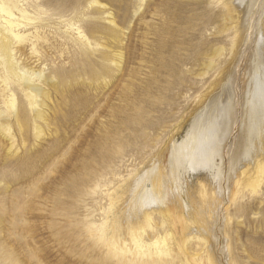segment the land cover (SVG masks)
<instances>
[{"label": "rangeland", "instance_id": "1", "mask_svg": "<svg viewBox=\"0 0 264 264\" xmlns=\"http://www.w3.org/2000/svg\"><path fill=\"white\" fill-rule=\"evenodd\" d=\"M19 1L31 16L24 32L37 37L33 48L30 35L15 43L14 61L53 86L43 85L50 121L40 137L30 119L26 130L10 123L13 144L0 134V264H264V160L223 192L205 169L180 167L178 192L165 182L166 210L139 222L137 236L120 223L135 178L233 93L237 117L214 159L227 174L256 56L264 79V0ZM103 47L121 58L106 83L95 77Z\"/></svg>", "mask_w": 264, "mask_h": 264}, {"label": "bare ground", "instance_id": "2", "mask_svg": "<svg viewBox=\"0 0 264 264\" xmlns=\"http://www.w3.org/2000/svg\"><path fill=\"white\" fill-rule=\"evenodd\" d=\"M255 1L250 0V2H248V5L250 4L249 7H251ZM101 9H103V7ZM26 12L27 11L24 5L21 4L19 0H0V134L4 136L7 135L9 137L7 139H11V144H13L14 137L10 130V123L15 124V126L19 128H24L26 125L29 126L28 123L30 119L32 128L34 130V135L36 137H40L43 134V127L49 126L48 121H50L48 120L49 92L43 85L50 84L53 86V81L48 78L49 76H45L42 73V70L28 69L16 64L13 57L15 54V43L17 41H20L24 37H29L30 39L31 36L32 40L30 41L33 48L35 38L37 37L36 31L34 35H31L30 32H24L31 17L27 16L28 14ZM103 14L105 13H102V16ZM110 21L111 23L115 22L111 19ZM110 27L107 29L105 26L107 29V31H105L108 35H110L113 30L110 29ZM76 30L75 38H81L85 36L84 33L79 30V27L76 28ZM114 30H116L115 27ZM247 32L248 30H244L243 33H241L239 41L243 42L244 38L247 36ZM110 36H112V34ZM82 42L83 41H81V43ZM114 51H112V49L110 50L109 48L103 47L99 53L101 64H99L100 70L98 72L96 71L97 74L95 73V77L98 80L102 79L104 83L107 82L105 79L106 77L114 76L115 74L121 72V60H119L121 59L120 53H116V51ZM242 55L243 50H239L237 52V57L240 59ZM252 62L254 63L255 67H257L255 69L257 73L250 78L251 89L248 90L247 96L243 98L242 104L240 103L242 106L241 118L243 126L240 136L242 139H244L242 141L240 138L239 140L237 139L238 141L233 142L232 146L227 152V154H229V169H227V174H225L226 172L224 173L223 166L220 163H216V160L214 161V159L217 155L220 156L221 154L228 125L235 122L237 117V105H239L241 99H239V97L233 93L228 94V97L225 99V101L221 102V105L219 104L221 109H219L215 115H212V119L209 124L201 118L193 121L186 138L179 144L173 143L171 145L170 151L166 155L163 162L158 163V165L153 163L149 169L142 171V173H140L135 178L133 184L129 186L128 190L126 191L128 192L129 199L127 201L128 204L125 211L123 209V216H121L122 222L120 221V223L126 227L124 228L126 229V232L137 236L140 233V226L137 225L139 222H142V220H148L153 210H166V197L169 196L170 198V196L173 194L171 192L169 193V191H166L165 182L167 183L168 181L170 182L172 180L174 183V190L175 192H178L180 182L182 181V176L180 175L181 170H179L180 167L190 166L191 168L200 167L205 169L213 179L218 180V188L220 192L225 190V185L227 186L231 175H233L235 172H237L239 175L245 176L252 172H256L261 168V162L264 160V79L262 78V72L260 68L258 69L260 60H258L257 56L252 60ZM227 83L225 84V87H228L229 89L230 83L229 81ZM12 85H15L18 89L17 91H20L22 94L26 104L25 107L23 106L24 108H22L20 105V107H16L15 93L13 92ZM20 96L18 95L17 98H20ZM18 101H21V99ZM19 104L23 105L22 103ZM222 107L226 108L222 109ZM27 108L30 110L31 114L30 118L27 117L28 120L25 118L27 114ZM213 124L217 125L216 129L213 128ZM24 130L26 129L24 128ZM18 133H20V131ZM24 136L26 137V135ZM125 137L126 125L125 130L121 135L122 139H125ZM186 151L187 153H185ZM163 167L166 170V174H164V171L160 170ZM147 182L150 183V188L148 189L145 185ZM188 214L190 216L189 218H191L193 217L194 212H191V209H189ZM203 229L208 231L206 223H204Z\"/></svg>", "mask_w": 264, "mask_h": 264}]
</instances>
